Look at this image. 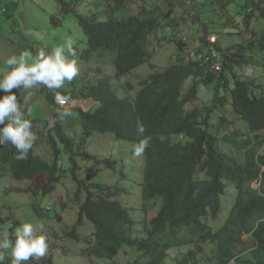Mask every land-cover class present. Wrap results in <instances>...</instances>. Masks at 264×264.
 Wrapping results in <instances>:
<instances>
[{
	"label": "trees",
	"instance_id": "16d2710c",
	"mask_svg": "<svg viewBox=\"0 0 264 264\" xmlns=\"http://www.w3.org/2000/svg\"><path fill=\"white\" fill-rule=\"evenodd\" d=\"M111 1L112 7L106 5L107 9L102 10L106 19L98 20L95 15L76 13L67 0H57L63 15L76 16L86 37V48L76 49L77 55L88 60L99 50L109 52L114 73L100 78L86 90L62 92L73 101L91 100L96 104L88 111L70 109L79 113L77 122L82 131L78 141H71L62 126L53 121L46 133L51 164L42 159L37 151L39 147H35L41 142L40 133H36L33 149L23 161L15 159L12 145L0 146V180L8 176L15 181H30L38 175H47L49 180L42 194H49L59 181L62 147L68 156L71 180L76 185L74 198L78 202L85 193L84 201L78 205L77 220L66 235L79 240L76 227L84 219L93 227L91 237L82 238L81 258L91 261L83 264H264V93L255 80L235 72V68L255 65L256 55L250 54V44H240L227 54L221 52L216 44L207 41L209 31L203 23L196 52L216 48L221 52V72L215 74L193 59L183 57L182 63L150 75L132 99L115 90L112 82L149 61L146 39L148 35H157L161 17L152 11L150 19L133 16L119 21L115 13L138 0ZM251 17L252 12L243 18L248 29ZM174 43L182 54L184 43L181 40ZM257 51L264 52V35ZM204 74L206 81L218 85L217 94L209 107L190 108L189 104L198 97L197 81ZM188 80L192 84L183 93ZM52 96L47 94L46 100L54 108ZM25 113L28 118V112ZM235 119L243 122L246 129H241ZM226 123L237 126L230 134L218 136ZM47 124L49 121L45 127ZM140 127L145 129L143 133L138 132ZM95 132L112 134L116 140L131 145L149 138L140 157L138 211L144 216L143 221L134 219L132 209L119 201L123 189L86 183L78 178L76 159L95 161L85 150L87 140ZM254 182L259 185L257 189L250 187ZM229 191L234 194L229 212L221 226L214 229L207 220L219 217L221 198ZM153 209L155 215L147 218ZM244 235L252 245L245 251H237L245 244ZM190 244L193 248L186 253L169 257L171 249ZM208 244L213 246V256L200 261L202 246ZM124 249L132 251L135 257L121 263L117 258ZM27 264H54V260L49 256Z\"/></svg>",
	"mask_w": 264,
	"mask_h": 264
},
{
	"label": "rangeland",
	"instance_id": "374dc122",
	"mask_svg": "<svg viewBox=\"0 0 264 264\" xmlns=\"http://www.w3.org/2000/svg\"><path fill=\"white\" fill-rule=\"evenodd\" d=\"M152 1L154 4L151 3ZM67 2L74 6L76 13L95 15L98 20L106 19L102 10L107 9L106 5L111 8L113 4L111 0H67ZM222 3H225L224 7ZM0 9H5L4 13L0 12V71L8 69L3 61L12 55H19L25 50L35 55L38 52L37 49L50 52L52 48L63 44L69 37L75 40L74 48L78 51L86 48V37L79 28L76 16L71 13L63 15L57 0H0ZM194 10V16L191 17L179 4L162 6V0H138L128 5L125 10L116 12L115 18L125 21L133 16L142 20L150 19L153 11L156 16L161 17V26L157 35L147 36L145 50L149 54V61L117 82H112L113 88L121 95L126 93L133 99L141 89V84L147 82L150 75L162 73L168 66L182 63L184 56L179 55L174 41L181 40L186 45L183 46L185 49L198 50V38L202 36L203 23H205L209 35H215L216 46L221 52L227 54L231 50L234 51L240 44L244 46L250 44V54L256 55L252 75H250L251 69L235 68V72L255 80L261 85L264 93V52L257 51L264 35V0H206L204 5H195ZM250 12L252 17L248 29L243 18ZM235 27L240 28L234 29ZM207 41L210 43L208 38ZM77 59L79 75L71 83H66L63 88L51 91L43 86L23 89L24 99L15 91L18 102L20 103L21 99L24 106L22 110L30 111V120L37 109L34 102L40 105L41 118L50 120L46 127L44 122L39 123L41 142L37 149L38 154L49 164L52 162V152L46 143V133L47 129L52 127L53 121L62 126L66 137L71 141H78L82 131L81 125L77 122L79 113L70 109L80 108L82 111H88L96 104L91 100L73 101L66 95L68 103L61 110L66 108L73 114L61 119L57 115V110L50 109L46 95H53L54 100L55 92L65 96L62 94L63 91L69 93L73 89L86 90L97 84L100 78H107L114 73L112 54L109 52L99 50L88 60H82L79 55ZM191 84L192 80L185 83L183 93L187 92ZM197 84V100L190 103L189 107L204 109L212 104L218 85L206 81L205 74L198 79ZM222 94L223 90L220 91V96ZM213 121L216 125L215 119ZM234 121L241 129H246L243 122L237 119ZM236 124L226 123L219 130L218 136L230 134L234 126H237ZM133 146L116 140L112 134L93 133L87 140L85 150L95 157V161L77 158L79 168L77 176L86 183L123 189V194L118 197L119 201L127 209H132L131 214L134 219L143 221L144 216L138 211L142 161L140 157L133 156ZM227 148L228 146H225V149ZM106 161H109L112 167H109ZM58 165L59 181L55 184L54 190L47 195L42 194L49 180L47 175H38L30 181H15L8 176L0 180V240L14 239L11 234L15 228L23 223H30L33 225L34 234L46 236L49 244L47 256L40 260L51 256L54 264L90 263L89 259L81 258L80 250L82 238L91 237L92 225L84 219L81 226L76 227L79 240L68 238L66 235L77 220L78 205L84 201L85 193L81 194L78 202L74 198L76 185L71 180L68 156L62 147ZM258 186L254 182L250 187L257 189ZM233 195V192L229 191L221 198L222 210L219 217L216 220H207L212 228L221 226L229 212ZM155 213L156 209H153L147 218L150 219ZM242 239L245 244L239 246L237 251H245L252 245L247 235H244ZM202 247V253L198 256L199 260L205 261L209 257L212 258L213 246L208 244ZM190 248H193V244L171 249L169 257L176 258ZM0 251H3L5 255L4 264H11V249ZM134 257L135 254L132 251L124 249L117 259L121 263H126L129 258Z\"/></svg>",
	"mask_w": 264,
	"mask_h": 264
},
{
	"label": "clouds",
	"instance_id": "9594fccd",
	"mask_svg": "<svg viewBox=\"0 0 264 264\" xmlns=\"http://www.w3.org/2000/svg\"><path fill=\"white\" fill-rule=\"evenodd\" d=\"M210 37L215 38V43L212 44H216L215 35H210L208 40ZM74 44L75 40L69 37L63 44L52 48L50 52L40 49L33 55L31 51L25 50L3 61L9 70L0 71V93H3L0 95V146L12 145L16 150L15 159L23 161L28 158L37 136L32 131V121L26 118V113L22 110L17 94L13 90L43 86L51 91L61 89L66 83H71L80 71ZM245 69H251L250 75H252L253 67ZM54 98L61 105L67 100V97L59 92L54 93ZM72 114L66 108L57 109V115L61 119ZM144 131L143 127L138 129L140 133ZM148 143L149 138H145L135 144L133 156L141 157ZM11 235L14 240L12 238L0 240V250L11 249V264H27L31 260L39 261L47 256L49 250L47 237L35 235L32 224L23 223L17 226ZM4 259V252L0 251V264H4Z\"/></svg>",
	"mask_w": 264,
	"mask_h": 264
},
{
	"label": "built area",
	"instance_id": "2783aa9c",
	"mask_svg": "<svg viewBox=\"0 0 264 264\" xmlns=\"http://www.w3.org/2000/svg\"><path fill=\"white\" fill-rule=\"evenodd\" d=\"M163 4H179L183 8H185L188 11V16L193 17V11H194V4L202 5L205 3V0H162ZM0 12L4 13L5 9H0ZM210 40V43H215V38L212 37ZM184 58L186 59H193L199 65L206 66V68H209L210 71H213L215 74H219L221 72L222 68V59L221 54L218 50L214 48H209L206 52L197 53L192 48L185 49L182 53ZM66 97V96H65ZM68 101L64 104H59L55 101V104L59 108H64L67 105Z\"/></svg>",
	"mask_w": 264,
	"mask_h": 264
},
{
	"label": "crops",
	"instance_id": "0c3cea01",
	"mask_svg": "<svg viewBox=\"0 0 264 264\" xmlns=\"http://www.w3.org/2000/svg\"><path fill=\"white\" fill-rule=\"evenodd\" d=\"M152 4H154V1H152L151 2ZM216 4V3H215ZM217 5H219L218 3H217ZM220 6V5H219ZM155 7H158L157 5H155ZM185 42V41H184ZM184 46H186L185 44H184ZM38 51H39V49H37ZM179 55H182L181 53H179ZM254 67V66H253ZM8 70V69H7ZM14 92L16 91L17 92V94H19L21 97H22V99H24V97H25V93H24V90H23V88H21V89H19V90H16V89H14L13 90ZM0 95H3V93H0ZM20 101V103H21V106L23 105L22 104V102H21V99L19 100ZM54 101H56L55 100V98H54ZM37 103V102H36ZM35 102L33 103L34 104V106L37 108L36 109V112H35V115H34V117L32 118V124H33V128H32V131L35 133V135H36V133H40V135H41V125H39V123H41V122H46V121H48V120H46L44 117L43 118H41V108H40V105H37ZM22 107H24V106H22ZM57 108H59V107H57L56 106V104H54V108H50V109H52L53 111H55V110H57ZM59 109H62V108H59ZM27 112H29V111H27ZM31 116L30 115H28V118H30ZM50 121V120H49ZM36 148L37 147H40V144H37L36 146H35Z\"/></svg>",
	"mask_w": 264,
	"mask_h": 264
}]
</instances>
